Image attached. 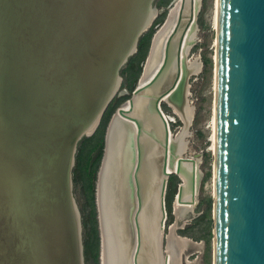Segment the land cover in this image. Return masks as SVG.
I'll list each match as a JSON object with an SVG mask.
<instances>
[{"label":"water","instance_id":"95a60500","mask_svg":"<svg viewBox=\"0 0 264 264\" xmlns=\"http://www.w3.org/2000/svg\"><path fill=\"white\" fill-rule=\"evenodd\" d=\"M153 1L0 0V264H84L77 144L115 98ZM199 4L169 10L107 123L94 184L98 264H201L203 241L174 232L202 175L181 157L193 112L186 79L201 68L199 56L185 62ZM163 99L183 121L174 140ZM214 112L213 264H264V0H217ZM175 172L183 183L164 245Z\"/></svg>","mask_w":264,"mask_h":264},{"label":"rangeland","instance_id":"374dc122","mask_svg":"<svg viewBox=\"0 0 264 264\" xmlns=\"http://www.w3.org/2000/svg\"><path fill=\"white\" fill-rule=\"evenodd\" d=\"M174 0H154L152 5L156 9V20L163 15L165 19L169 6ZM172 2V3H171ZM216 0H200L199 12L197 15V36L194 44L188 52L187 59L192 60L194 57L199 56L201 59V68L196 74L189 75L188 95L187 102L193 106L191 122L188 125L187 132L190 135L184 136L183 141L185 144L184 157H194L199 161L198 170L202 173L198 190H197V203L192 212H186L185 215L178 218L177 234L185 236L193 240H202L203 249L201 253V264H213V111H214V58L216 51V26L214 14L216 9ZM171 3V4H170ZM155 13V12H154ZM160 26V25H159ZM158 24L153 25L156 31L159 28ZM205 59L207 62H205ZM142 62H133L129 74H121V71L126 67L127 63L121 68V85L115 96V100L130 96L126 85L130 82L137 84L139 73L141 74ZM139 67V72L136 75ZM138 78V79H137ZM113 99V100H114ZM126 100V99H125ZM123 100V101H125ZM122 103V102H121ZM163 112L171 117L169 122L170 131L173 139L179 134L183 127V121L176 115L170 106L166 103H161ZM82 140V139H81ZM80 140V141H81ZM79 141V142H80ZM79 143L77 144L78 148ZM77 152V150H76ZM76 155V154H75ZM76 162V159H75ZM100 164V163H99ZM99 167V166H98ZM72 168V193L75 202L79 208L82 223L81 207L85 202L81 192L80 183L74 182ZM98 170V168H97ZM95 172V180H96ZM94 180V183H95ZM180 179L177 175H171L168 178L167 189L165 195L166 205L169 201V206H166L167 217L165 221L164 232H167L168 227L174 222L175 216L173 213V201L177 186ZM84 237V229L82 225V241ZM200 251L196 250L189 254L186 259L193 261L199 255ZM84 264H93L86 262Z\"/></svg>","mask_w":264,"mask_h":264},{"label":"trees","instance_id":"16d2710c","mask_svg":"<svg viewBox=\"0 0 264 264\" xmlns=\"http://www.w3.org/2000/svg\"><path fill=\"white\" fill-rule=\"evenodd\" d=\"M163 20L164 18L162 15L156 20L155 24H158L159 26L163 22ZM153 25L139 38L137 51L133 56H131L128 59L127 65L121 71V74L124 73L129 74L133 62L136 61V63L139 62L143 63L145 56L147 55L152 34L155 32ZM205 62H207L206 59ZM139 70L140 69L138 67L136 74H134L135 75L134 79H136V75L138 74ZM141 70H142V64H141ZM134 86H135V80L134 83L133 82L128 83L126 85V88L129 92H131ZM127 98L128 96L121 97L117 100L114 99L111 101V103L108 105L107 109L105 110L97 129L91 136L82 138V140L79 142L77 152L75 155L76 162H75V168L73 170V179L74 182L80 183L81 192L85 199V202L81 207L82 225L84 229L83 253H84L85 261L91 262L93 264H98V244H99L96 209L94 204L95 172L97 171V168L99 166L102 157L104 134L107 123L112 113L115 111V109L120 105L121 102H123V100ZM167 205L169 206V201Z\"/></svg>","mask_w":264,"mask_h":264},{"label":"bare ground","instance_id":"6f19581e","mask_svg":"<svg viewBox=\"0 0 264 264\" xmlns=\"http://www.w3.org/2000/svg\"><path fill=\"white\" fill-rule=\"evenodd\" d=\"M178 0H174L173 1V3L169 6V8H168V12H169V10L175 5V3L177 2ZM216 9H215V14H214V22H215V26H216V24H217V0H216ZM168 12H167V14H166V17H165V19L163 20V22L160 24V26H159V28L154 32V34L160 29V27L163 25V23L165 22V20H166V18H167V15H168ZM196 30H197V28H196ZM197 32V31H196ZM196 36H197V33H196ZM196 36H195V40H196ZM195 40H194V42H195ZM194 42L192 43V45L194 44ZM192 45L189 47V49H188V51H187V53H186V56H185V62H186V65H189V62L191 61V60H189V59H187V57H188V52H189V50H190V48L192 47ZM149 48H150V45H149ZM149 50V49H148ZM147 59V58H146ZM145 62H146V60H144V62H143V65H142V70H141V74H142V71H143V67H144V65H145ZM141 74H140V76H141ZM192 74V73H191ZM191 74H189V75H191ZM194 74H196V73H194ZM189 75L187 76V79H188V77H189ZM140 76H139V79H140ZM139 79H138V81H139ZM187 79H186V83H187ZM188 84V83H187ZM136 85H138V82H137V84ZM187 95H188V88H187V90H186V101H187ZM126 101H128L127 99L124 101V102H126ZM162 102H164V103H166L168 106H170V108L172 109V111L176 114V115H178L177 114V112L175 111V109H174V107L171 105V104H169L168 102H166L164 99H163V101ZM188 103V102H187ZM162 109V108H161ZM162 112H163V110H162ZM163 114L165 115V117L167 118V120H168V122H170L171 121V117L170 116H167L164 112H163ZM179 116V115H178ZM169 132H170V134H171V139L172 140H174L173 139V135H172V133H171V131H170V129H169ZM214 132H215V112L213 111V133H212V140H213V148H214V142H215V139H214ZM183 153L184 152H182L181 153V157H184L183 156ZM184 158H188V157H184ZM190 158V157H189ZM197 168H198V166H197ZM176 173V172H175ZM176 175L177 176H179V179H180V182H179V184H182L183 183V179L181 178V176L179 175V174H177L176 173ZM179 186V185H178ZM177 192H178V189H177ZM177 192L175 193V197H176V195H177ZM175 197H174V199H175ZM98 198V197H97ZM174 202V201H173ZM194 207H195V205H194ZM194 207L191 209V210H189V211H187V212H192L193 211V209H194ZM183 215H185V214H182V215H180V216H178V217H176V222H175V227H174V232H175V234L177 235V236H180L179 234H177V232H176V230L178 229V218H180L181 216H183ZM168 234V230H167V232H165V233H163V239H164V245L166 244V235ZM180 237H185V236H180ZM185 238H188V237H185ZM101 239H102V231H101ZM190 239V238H189ZM163 254H164V260L163 261H165V247H164V250H163ZM162 258H163V256H162ZM186 260H188V259H186ZM102 261H103V240H102Z\"/></svg>","mask_w":264,"mask_h":264}]
</instances>
